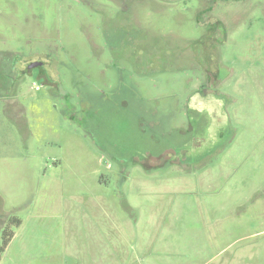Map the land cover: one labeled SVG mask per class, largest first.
I'll use <instances>...</instances> for the list:
<instances>
[{
    "label": "rangeland",
    "instance_id": "374dc122",
    "mask_svg": "<svg viewBox=\"0 0 264 264\" xmlns=\"http://www.w3.org/2000/svg\"><path fill=\"white\" fill-rule=\"evenodd\" d=\"M5 229L0 264H263L264 0H0Z\"/></svg>",
    "mask_w": 264,
    "mask_h": 264
},
{
    "label": "trees",
    "instance_id": "16d2710c",
    "mask_svg": "<svg viewBox=\"0 0 264 264\" xmlns=\"http://www.w3.org/2000/svg\"><path fill=\"white\" fill-rule=\"evenodd\" d=\"M229 1L238 2V1H243V0H220V2H229ZM210 11H211V9L209 8L208 12H210ZM223 25L224 24H220V23H217V24L214 23V26L213 25H209L207 27V30H206L207 36L208 37H210V35L213 36V34H215L216 31H218L219 28H221V26H223ZM204 39H207V37L203 38L202 41L201 40L194 41L193 45L195 47H197L199 45H206V43H208V41L205 42ZM204 61H206L205 63H208L207 60H204ZM11 222H12L13 225H15L17 227H19L21 225V221L19 219H17V218L13 219ZM13 239H14V232L13 231H6V229H5L3 231V234H2V243L0 245V260H1V254L6 252L9 244L12 242Z\"/></svg>",
    "mask_w": 264,
    "mask_h": 264
},
{
    "label": "flooded vegetation",
    "instance_id": "af4514ba",
    "mask_svg": "<svg viewBox=\"0 0 264 264\" xmlns=\"http://www.w3.org/2000/svg\"><path fill=\"white\" fill-rule=\"evenodd\" d=\"M37 61H39V60H36V59H35V60L30 61V62H29V64H30L29 67H30L33 63H40L41 65H43V63H41V62H37ZM32 62H33V63H32ZM41 65H40V66H41ZM27 72H31V69H29V70H25V73H27ZM42 76H43V75H42Z\"/></svg>",
    "mask_w": 264,
    "mask_h": 264
},
{
    "label": "water",
    "instance_id": "95a60500",
    "mask_svg": "<svg viewBox=\"0 0 264 264\" xmlns=\"http://www.w3.org/2000/svg\"><path fill=\"white\" fill-rule=\"evenodd\" d=\"M41 64L40 63H33L29 69H33V68H36V67H39Z\"/></svg>",
    "mask_w": 264,
    "mask_h": 264
},
{
    "label": "crops",
    "instance_id": "0c3cea01",
    "mask_svg": "<svg viewBox=\"0 0 264 264\" xmlns=\"http://www.w3.org/2000/svg\"><path fill=\"white\" fill-rule=\"evenodd\" d=\"M261 264V263H260ZM264 264V263H263Z\"/></svg>",
    "mask_w": 264,
    "mask_h": 264
}]
</instances>
